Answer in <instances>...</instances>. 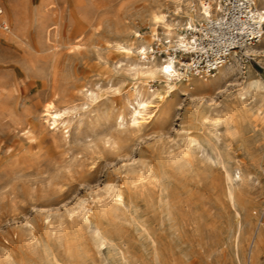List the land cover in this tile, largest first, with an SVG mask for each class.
Wrapping results in <instances>:
<instances>
[{
  "label": "rangeland",
  "instance_id": "1",
  "mask_svg": "<svg viewBox=\"0 0 264 264\" xmlns=\"http://www.w3.org/2000/svg\"><path fill=\"white\" fill-rule=\"evenodd\" d=\"M23 1L0 0L21 25L0 42V264H247L264 225V40L220 87L152 99L135 126L116 45L128 24L151 45L136 14L152 0ZM49 100L67 132L44 120Z\"/></svg>",
  "mask_w": 264,
  "mask_h": 264
},
{
  "label": "bare ground",
  "instance_id": "2",
  "mask_svg": "<svg viewBox=\"0 0 264 264\" xmlns=\"http://www.w3.org/2000/svg\"><path fill=\"white\" fill-rule=\"evenodd\" d=\"M204 1L205 0H152L136 15L141 20L140 24H143L144 27L147 28L150 39L159 37L168 39L169 42L172 41L177 46L187 45L186 43H189V39L182 29L185 27L195 29L197 24L218 14L220 7L218 0H210V3L207 5ZM24 3H28V1L26 2L25 0ZM254 4L258 18L264 24V0H254ZM21 5L23 4L21 3ZM27 8H29V6ZM0 13H2V9H0ZM23 15L22 17L20 16V18H23ZM46 25L43 24L42 28L46 29L48 27ZM20 30L21 25L15 17L12 19V25H9L6 16L0 14V42L15 41ZM124 32L128 34L130 42H121L116 46L121 55L120 62L122 63V67L132 80V91L128 98V103L132 106L130 120L135 126L143 125L146 119L151 116L153 107H158L152 99H163L169 95H173L176 89L182 86H190L196 90L218 88L225 77L231 73V71L233 72L234 66L247 65L244 63V60H242L239 50L241 53L249 56L260 55L263 52L260 46L264 40V28L263 34L257 43L246 45L239 50L231 51L227 62L217 68L213 74L209 76L195 75L188 72L184 62L178 60L177 55L173 56L166 54L160 57L156 55H145L150 43L143 42V36L136 26L128 24L124 28ZM165 69H170V71H165ZM207 77H212V80ZM185 80L187 82L183 83ZM150 81L157 84L151 87L152 85L149 84ZM258 83L259 81L257 79L249 77L246 85L248 87H254ZM162 110V108H159L160 112H162ZM41 114L44 120L49 122L53 128L61 129L65 132L68 131L64 112L57 109L51 100L42 104ZM117 118L118 124H122L125 121V117L122 114H118ZM196 145L202 148L199 142H197ZM209 158L212 161L216 160L220 162L217 156L216 159H212V157ZM242 178L243 171L238 165H234L231 170L226 171V179L229 183V195H232V184L234 181H240ZM113 194L119 200H122V193L120 191H113ZM81 208L83 214H86L88 208L86 206H81ZM261 225L262 222L258 221L252 232L249 241V250H247V264L257 263L261 234L262 230H264V225L262 227ZM96 230L98 232L97 227Z\"/></svg>",
  "mask_w": 264,
  "mask_h": 264
},
{
  "label": "built area",
  "instance_id": "3",
  "mask_svg": "<svg viewBox=\"0 0 264 264\" xmlns=\"http://www.w3.org/2000/svg\"><path fill=\"white\" fill-rule=\"evenodd\" d=\"M205 4L210 0H205ZM218 14L184 28L187 45L177 46L168 39L154 38L145 55H178L191 74L209 76L225 64L231 51L255 44L263 34L254 0H218Z\"/></svg>",
  "mask_w": 264,
  "mask_h": 264
},
{
  "label": "snow or ice",
  "instance_id": "4",
  "mask_svg": "<svg viewBox=\"0 0 264 264\" xmlns=\"http://www.w3.org/2000/svg\"><path fill=\"white\" fill-rule=\"evenodd\" d=\"M165 71H170V69H165Z\"/></svg>",
  "mask_w": 264,
  "mask_h": 264
}]
</instances>
